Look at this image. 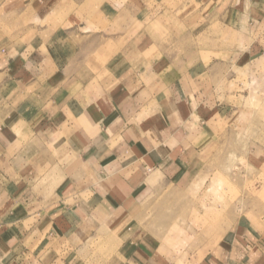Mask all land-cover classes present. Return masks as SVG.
I'll list each match as a JSON object with an SVG mask.
<instances>
[{"label":"crops","instance_id":"crops-1","mask_svg":"<svg viewBox=\"0 0 264 264\" xmlns=\"http://www.w3.org/2000/svg\"><path fill=\"white\" fill-rule=\"evenodd\" d=\"M97 1L0 0V264H179L150 202L220 150L228 74L264 85V0L239 34L203 33L219 0ZM235 212L186 264H264V211Z\"/></svg>","mask_w":264,"mask_h":264},{"label":"rangeland","instance_id":"rangeland-1","mask_svg":"<svg viewBox=\"0 0 264 264\" xmlns=\"http://www.w3.org/2000/svg\"><path fill=\"white\" fill-rule=\"evenodd\" d=\"M244 1L219 0L218 5L214 4L216 6L205 16L203 33L239 34L238 30L244 31V16L248 14ZM155 15L151 33L157 34L155 42L163 43L170 39V36L164 38L160 34H185L179 23H164L165 17L161 16L159 9ZM170 41L174 43L173 36ZM227 79L225 86L215 92L219 106L229 107V112H226L229 113V122L220 136V150L214 152L210 162L202 167L197 181L189 190L176 195L174 190H167L150 202V208L155 206L157 222L164 224L169 217L174 219L168 231L170 239H164L168 244L164 252L170 249L181 260L179 264H186L184 259L190 255L198 254L201 258L206 254L218 241L214 229L220 228V238L234 218V211L237 218L244 212L264 211V153L259 154L261 150L256 149L264 144V85L257 80L250 84L249 77L237 70L231 71ZM243 111L251 115L247 119L242 118L244 121L241 122L237 112L241 114ZM166 193L174 197L166 198ZM152 213L149 215L151 219ZM145 219L148 220V215Z\"/></svg>","mask_w":264,"mask_h":264}]
</instances>
